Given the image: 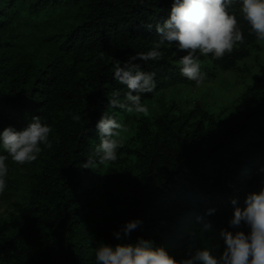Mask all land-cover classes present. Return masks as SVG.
<instances>
[{
    "label": "trees",
    "instance_id": "16d2710c",
    "mask_svg": "<svg viewBox=\"0 0 264 264\" xmlns=\"http://www.w3.org/2000/svg\"><path fill=\"white\" fill-rule=\"evenodd\" d=\"M173 0H0V131L11 125L18 131L33 116L52 129L51 149L43 148L26 167V205L10 218H0V264H95L96 247L119 241L113 232L129 219L143 223L124 242L151 239L171 251L180 219L188 217L202 231L197 218L210 222L194 241L207 244L205 234L232 230L234 205L243 208L246 195L264 181V65L218 131L214 113L197 105L187 112H164L144 120L134 181L129 184L128 215L82 236L85 225L79 197L96 178L93 168L81 167L99 138L95 125L101 113L127 114L108 108L113 92L126 87L112 78L116 60L146 52L158 40L153 26L167 19ZM244 42L231 54L213 59L201 56L205 82L221 72L235 70L259 46L250 26L234 5ZM159 61H138L154 72L151 101L167 89L195 86L179 73L176 63L184 53L165 46ZM102 57V58H101ZM81 117L79 122L73 116ZM122 121V120H121ZM0 155L7 153L0 149ZM7 187L0 201L19 189L11 178L20 164L7 159ZM93 178V179H92ZM209 209H214L208 214ZM220 248V243L218 242ZM219 252V250H218Z\"/></svg>",
    "mask_w": 264,
    "mask_h": 264
},
{
    "label": "clouds",
    "instance_id": "9594fccd",
    "mask_svg": "<svg viewBox=\"0 0 264 264\" xmlns=\"http://www.w3.org/2000/svg\"><path fill=\"white\" fill-rule=\"evenodd\" d=\"M239 5L243 20L250 26L251 34L264 41V0H173L169 15L162 23L154 26L143 25L148 31L155 28L158 37L146 52H136L121 63L116 60L112 67V78L126 87L121 94L113 92L108 98L109 109H119L127 114L148 116L149 107L143 102L144 94H154L157 87L154 72L142 70L138 61H159L164 57V47L175 46L176 52L184 53L176 63L181 76L197 85L202 84L207 74L202 71L201 56L211 54L213 59H221L231 54L234 46L244 42V34L238 20L230 9ZM102 58V57H101ZM74 121L81 117L75 115ZM95 130L99 144L82 161L81 167L115 162L118 152L124 147L127 127L110 111L101 113ZM51 127L41 116H33L28 125L17 130L9 125L0 131V149L7 156L0 155V194L7 187L9 167L8 157L14 163L26 164L36 161L43 148L51 149L49 139ZM43 146V148H42ZM235 206L229 221L232 230L220 232L222 251L212 254L207 247L190 248L186 258L176 259L163 246L155 245L151 239L137 238L134 242H124L143 221L129 219L113 232L117 244L102 243L95 250V264H264V181L256 191L249 192L244 207ZM214 209H209L212 214ZM202 231L211 230L210 222L198 217Z\"/></svg>",
    "mask_w": 264,
    "mask_h": 264
},
{
    "label": "rangeland",
    "instance_id": "374dc122",
    "mask_svg": "<svg viewBox=\"0 0 264 264\" xmlns=\"http://www.w3.org/2000/svg\"><path fill=\"white\" fill-rule=\"evenodd\" d=\"M262 65L264 41L259 42V46L251 52L250 57L238 64L237 69L221 72L216 79L200 85L167 89L159 93L155 99L145 102L150 110L148 116L130 115L128 120L124 116H119L120 122L128 129L124 134V147L119 150L115 162L96 165L95 170L98 171L96 178L91 180L89 191L79 197L85 223L82 236H92L99 228L111 222L117 223L119 219L128 215L131 201L129 184L138 174L135 153L139 147L137 135L144 120H155L169 110L187 112L200 105L217 116L220 123L218 131H222L225 121L231 116V106L236 104L248 86L255 82V76ZM99 142V138L96 139L95 145L97 146ZM26 172V167L20 164L11 175L12 179L20 183V187L0 201V218L14 217L18 214V209L26 205ZM175 232L172 238L175 239L171 240L173 248L169 252L178 260L186 258L190 248L207 247L215 255L222 251V240L218 231L215 239L212 238L213 233L205 234L206 245L195 242L197 235L203 236V232L195 228L188 217L180 219Z\"/></svg>",
    "mask_w": 264,
    "mask_h": 264
}]
</instances>
